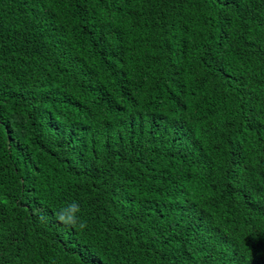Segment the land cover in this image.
<instances>
[{
    "label": "trees",
    "instance_id": "16d2710c",
    "mask_svg": "<svg viewBox=\"0 0 264 264\" xmlns=\"http://www.w3.org/2000/svg\"><path fill=\"white\" fill-rule=\"evenodd\" d=\"M0 264H264V0H0Z\"/></svg>",
    "mask_w": 264,
    "mask_h": 264
},
{
    "label": "clouds",
    "instance_id": "9594fccd",
    "mask_svg": "<svg viewBox=\"0 0 264 264\" xmlns=\"http://www.w3.org/2000/svg\"><path fill=\"white\" fill-rule=\"evenodd\" d=\"M80 206L77 202H72L68 204L66 207H63L59 210L56 215V218L63 224L69 227H78L80 229H84L87 227V222L83 221L79 217ZM44 219V217H42Z\"/></svg>",
    "mask_w": 264,
    "mask_h": 264
}]
</instances>
